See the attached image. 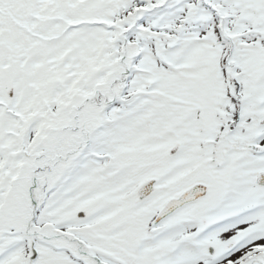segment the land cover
<instances>
[{"label": "snow or ice", "instance_id": "1", "mask_svg": "<svg viewBox=\"0 0 264 264\" xmlns=\"http://www.w3.org/2000/svg\"><path fill=\"white\" fill-rule=\"evenodd\" d=\"M0 264H264V0H0Z\"/></svg>", "mask_w": 264, "mask_h": 264}]
</instances>
